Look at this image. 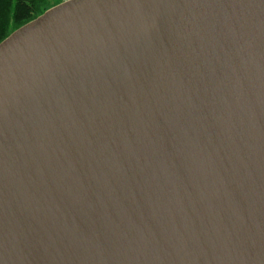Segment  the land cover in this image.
<instances>
[{
  "label": "water",
  "instance_id": "1",
  "mask_svg": "<svg viewBox=\"0 0 264 264\" xmlns=\"http://www.w3.org/2000/svg\"><path fill=\"white\" fill-rule=\"evenodd\" d=\"M0 264H264V0H66L1 41Z\"/></svg>",
  "mask_w": 264,
  "mask_h": 264
},
{
  "label": "trees",
  "instance_id": "2",
  "mask_svg": "<svg viewBox=\"0 0 264 264\" xmlns=\"http://www.w3.org/2000/svg\"><path fill=\"white\" fill-rule=\"evenodd\" d=\"M46 0H0V42L46 11Z\"/></svg>",
  "mask_w": 264,
  "mask_h": 264
},
{
  "label": "rangeland",
  "instance_id": "3",
  "mask_svg": "<svg viewBox=\"0 0 264 264\" xmlns=\"http://www.w3.org/2000/svg\"><path fill=\"white\" fill-rule=\"evenodd\" d=\"M64 1H66V0H46V5H45L46 7L45 8H46V10H48V9H50V8L56 6V5H58Z\"/></svg>",
  "mask_w": 264,
  "mask_h": 264
}]
</instances>
